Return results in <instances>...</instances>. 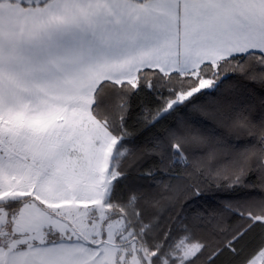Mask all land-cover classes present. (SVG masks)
<instances>
[{
    "label": "snow or ice",
    "instance_id": "6c2138e0",
    "mask_svg": "<svg viewBox=\"0 0 264 264\" xmlns=\"http://www.w3.org/2000/svg\"><path fill=\"white\" fill-rule=\"evenodd\" d=\"M0 264H264V0H0Z\"/></svg>",
    "mask_w": 264,
    "mask_h": 264
},
{
    "label": "trees",
    "instance_id": "16d2710c",
    "mask_svg": "<svg viewBox=\"0 0 264 264\" xmlns=\"http://www.w3.org/2000/svg\"><path fill=\"white\" fill-rule=\"evenodd\" d=\"M141 98H133V107L136 108V106L139 104ZM131 123V122H130ZM157 130H161L160 126H157ZM208 196H211V193L208 194Z\"/></svg>",
    "mask_w": 264,
    "mask_h": 264
}]
</instances>
